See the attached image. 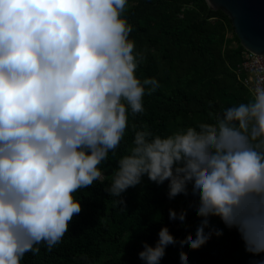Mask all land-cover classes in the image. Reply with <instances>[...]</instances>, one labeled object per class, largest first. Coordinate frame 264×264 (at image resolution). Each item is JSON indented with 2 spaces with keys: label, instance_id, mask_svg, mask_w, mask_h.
<instances>
[{
  "label": "clouds",
  "instance_id": "obj_1",
  "mask_svg": "<svg viewBox=\"0 0 264 264\" xmlns=\"http://www.w3.org/2000/svg\"><path fill=\"white\" fill-rule=\"evenodd\" d=\"M127 8L128 0H0V264L62 241L81 212L74 194L102 181L99 166L115 155L129 113H144L145 94L160 87L136 75L146 57L130 38ZM249 71L250 99L210 113L211 122L166 136L133 126L132 147L105 189L125 209L121 194L145 175L167 181L169 199L188 196L190 185L203 219L181 248L221 236L210 226L215 216L237 230L246 252L264 253V63ZM186 214L169 209L181 224ZM176 243L162 226L138 256L160 264ZM179 259L188 264L182 250Z\"/></svg>",
  "mask_w": 264,
  "mask_h": 264
},
{
  "label": "trees",
  "instance_id": "obj_2",
  "mask_svg": "<svg viewBox=\"0 0 264 264\" xmlns=\"http://www.w3.org/2000/svg\"><path fill=\"white\" fill-rule=\"evenodd\" d=\"M133 28L130 38L136 51L146 57L137 68L142 80L155 77L160 87L143 98L144 113H129L128 128L116 150L99 167L102 181L75 193L81 212L74 216L62 241L40 253L28 252L21 264H144L138 253L144 242L154 245L158 231L166 226L177 243L168 245L160 264H181L180 251L188 264H253L264 253L253 255L235 228L229 229L219 217L221 236L211 238L197 250L179 241L192 234L202 217L196 215L197 197L179 194L169 199L167 181L157 185L142 177L141 184L121 194L125 209L116 203L119 197L105 189L111 186L117 161L132 147L134 130L147 125L154 134L166 136L179 128L211 122V114L247 102L249 92L237 79L234 69L244 48L234 34L229 17L221 9H211L205 0H128L124 13ZM230 32V36H226ZM135 126V129L134 127ZM169 209L186 210L183 224L169 219Z\"/></svg>",
  "mask_w": 264,
  "mask_h": 264
},
{
  "label": "water",
  "instance_id": "obj_3",
  "mask_svg": "<svg viewBox=\"0 0 264 264\" xmlns=\"http://www.w3.org/2000/svg\"><path fill=\"white\" fill-rule=\"evenodd\" d=\"M230 19L241 46L250 53H264V0H205Z\"/></svg>",
  "mask_w": 264,
  "mask_h": 264
},
{
  "label": "built area",
  "instance_id": "obj_4",
  "mask_svg": "<svg viewBox=\"0 0 264 264\" xmlns=\"http://www.w3.org/2000/svg\"><path fill=\"white\" fill-rule=\"evenodd\" d=\"M264 63V53L262 54H255L250 53L247 50H243L241 54L240 61L237 63L234 72L237 76L238 81L246 87L248 90L249 88V80L248 77L250 75V67L254 63Z\"/></svg>",
  "mask_w": 264,
  "mask_h": 264
},
{
  "label": "rangeland",
  "instance_id": "obj_5",
  "mask_svg": "<svg viewBox=\"0 0 264 264\" xmlns=\"http://www.w3.org/2000/svg\"><path fill=\"white\" fill-rule=\"evenodd\" d=\"M226 36H230V32H227ZM146 179H148L147 176H146ZM211 227L217 228V223H213V224L211 225ZM208 231H209V229L206 228V229H205V232H208ZM213 236H214V235H213Z\"/></svg>",
  "mask_w": 264,
  "mask_h": 264
}]
</instances>
